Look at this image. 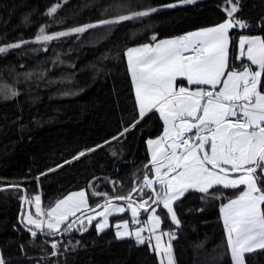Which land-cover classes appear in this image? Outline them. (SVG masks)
<instances>
[{
    "label": "trees",
    "instance_id": "obj_1",
    "mask_svg": "<svg viewBox=\"0 0 264 264\" xmlns=\"http://www.w3.org/2000/svg\"><path fill=\"white\" fill-rule=\"evenodd\" d=\"M179 1L0 0V46L29 41L0 53V79L19 93L0 101V251L6 264H158V255L149 251L147 243L139 245L133 237L117 239L114 227L98 234L95 222L87 231L32 237L18 222L21 192L12 185L26 190L28 197L41 193L43 207L79 189L88 190L92 206L103 201L91 195L93 190L110 195L131 190L150 160L146 142L162 133L163 122L156 112L143 119L138 116L127 49L154 43L153 35L159 41L215 26L226 19L225 0H197L159 9L149 16L45 43L47 50L40 53L35 50L40 45L35 37L41 27L52 34ZM57 4L56 13L48 15ZM234 15L248 24L244 30H231L230 64L240 68L235 40L243 34L264 37V0H239ZM72 88L81 91L74 97H59ZM137 120L134 128L120 136ZM119 141L125 150L113 156L108 146ZM92 148L96 150L73 159ZM241 190L242 186H215L204 199L203 194L189 191L174 204L179 226L158 207L164 228L177 237L172 241L177 264H233L220 208ZM132 196L139 199L136 193ZM142 216L146 218L147 213L142 211ZM127 217L124 213L113 219ZM54 241L56 249L51 247ZM245 257L246 264H264V251Z\"/></svg>",
    "mask_w": 264,
    "mask_h": 264
},
{
    "label": "snow or ice",
    "instance_id": "obj_2",
    "mask_svg": "<svg viewBox=\"0 0 264 264\" xmlns=\"http://www.w3.org/2000/svg\"><path fill=\"white\" fill-rule=\"evenodd\" d=\"M181 3L191 5L197 0H181ZM225 4L226 19L213 27L159 41L153 35L154 43L127 49V66L134 85L138 116L143 119L147 114L158 113L163 131L157 138L147 140L150 160L126 195L93 190L91 195L102 197L103 203L92 206L88 203V190L82 189L69 193L52 206L42 207L40 194L28 197L26 190L12 185L21 192L18 222L32 237L38 233L55 236L74 229L87 231L98 217L95 227L99 234L110 227V216L129 211L133 224L141 225L142 210L150 213L143 222L146 227L129 230V221L123 220L111 225L116 229V238L134 237L137 244L147 243L149 251L158 255V264H175L172 241L177 237L174 232L161 230L163 220L157 208L162 207L170 222L179 226L181 221L173 205L189 191L203 194L204 199L215 186L225 189L243 186L239 195L228 199L220 208L230 258L233 264H246L245 254L264 251V37L240 35L236 38L235 60L246 59L249 63H242L239 69L231 65L229 50L233 37L229 33L233 29L244 30L248 24L234 15L239 10V0H225ZM59 7V4L51 7L48 15L56 13ZM157 11L150 8L52 34H46L41 27L35 42L48 43L78 36L90 29L149 16ZM27 43L29 41L20 40L0 46V53ZM18 95L13 90L3 98ZM137 123L139 120L123 129L120 136ZM95 150L81 151L73 159ZM44 175L47 173L40 174ZM40 176L36 177L37 181ZM92 187L90 182L89 188ZM132 193L139 199H133ZM113 201H126L127 206ZM145 232L148 234L144 235ZM51 247L56 249L58 244L54 241ZM0 264H6L2 254Z\"/></svg>",
    "mask_w": 264,
    "mask_h": 264
},
{
    "label": "rangeland",
    "instance_id": "obj_3",
    "mask_svg": "<svg viewBox=\"0 0 264 264\" xmlns=\"http://www.w3.org/2000/svg\"><path fill=\"white\" fill-rule=\"evenodd\" d=\"M172 4H175V5H180V4H183V3H181V1H179V2H174V3H170V4H165V5H160V6H157V7H154V8H156V9H164V8H167V6L168 5H172ZM238 8H239V5H238ZM38 44H40V45H37L36 46V53H40V52H42V51H44L45 49H46V46H45V43H39L38 42ZM8 44H4V45H1V46H7ZM17 91L16 89H15V87L9 82V81H7V80H2V79H0V101L1 100H4V98H3V95H6V94H10V92L11 91ZM80 91H81V89H77V88H72V89H67L66 91H62V92H60V94H59V97H74V96H76V95H78L79 93H80ZM12 98V97H11ZM122 142L121 143H118L117 142V144H114L113 146H112V148H115L116 150L114 151V153L116 154V153H118V152H120V151H124V149L122 148ZM112 148H111V150H112ZM80 190H82V189H79V190H75V191H72V192H77V191H80ZM86 190V189H85ZM36 194H40L41 195V193H35V194H33V196L34 195H36ZM41 198H42V196H41ZM88 198V197H87ZM62 199V198H61ZM88 203H89V205H91V202H90V200H89V198H88ZM113 203H118V204H121L122 206H127V202L125 201V202H120V201H113ZM42 207H43V205H42ZM155 207V206H154ZM33 211H34V206H33ZM97 211H102V209H99V210H97ZM129 214V217H127V218H123V219H119V220H114L113 219V217L114 216H116V215H121V214H114L113 216H110L109 217V224H110V227H112L111 225H115L116 223H119V222H121V221H123V220H128L129 221V230H133L135 227H137V226H142V227H146V225L143 223L144 221H146V219H147V216L150 214V213H147V216H146V218H144L143 216H142V210H141V212H140V216H139V219L142 221V223H141V225H135V224H133V222H132V219H131V213H130V211L129 212H125V214ZM80 213H77V215H79ZM89 214H91V213H89ZM124 214V213H123ZM157 214L158 215H160L161 216V218H162V215L160 214V212L158 211V208H157ZM84 217H81V219H83ZM100 218L98 217L97 218V220H94L93 222H95V225H96V223L98 222V220H99ZM162 220H163V218H162ZM109 227V228H110ZM115 229V228H114ZM161 230L162 231H169V232H174L173 230H170V229H166V228H164V225L162 224V226H161ZM115 231H116V229H115ZM148 233L147 232H145L144 233V235H147ZM126 238H131V237H126ZM134 238V237H133ZM122 239H125V238H122ZM164 240L166 241L167 240V237H164ZM172 247H173V243H172ZM173 250H174V248H173ZM174 258H175V264H177V261H176V257H175V253H174Z\"/></svg>",
    "mask_w": 264,
    "mask_h": 264
},
{
    "label": "crops",
    "instance_id": "obj_4",
    "mask_svg": "<svg viewBox=\"0 0 264 264\" xmlns=\"http://www.w3.org/2000/svg\"><path fill=\"white\" fill-rule=\"evenodd\" d=\"M213 27V26H212ZM199 30V29H198ZM198 30H194V31H198ZM194 31H190V32H194ZM189 33V32H188ZM229 35L230 36H232L231 35V31H230V33H229ZM243 35H248V36H262L261 34H243ZM263 37V36H262ZM173 38H176V37H172V38H164V39H173ZM164 39H161V40H164ZM141 45H144V44H138V45H134V46H132V47H130V48H133V47H139V46H141ZM231 47H230V50H229V59H230V57H231ZM245 61H247L246 59L245 60H243V61H237L236 60V62H238V63H243V62H245ZM253 67V70H256L255 69V66H252ZM236 69H239V68H236ZM134 86V85H133ZM135 91V90H134ZM195 131V130H194ZM162 134V133H161ZM160 134V135H161ZM160 135H158V136H160ZM158 136H156V137H153V138H150V139H155V138H157ZM122 141H119L118 143H121ZM114 144H117V142H114V143H112V144H110L109 146H108V149H109V151H110V153L113 155V153H114V151L116 150L115 148H112V146L114 145ZM122 148L125 150V144H124V142H122ZM111 148H112V150H111ZM149 149V148H148ZM120 152H123V151H120ZM120 152H118V153H116L115 155H117V154H119ZM115 155H113V156H115ZM149 156L151 157V154H150V150H149ZM262 187H264V186H262ZM242 190H243V186H242ZM241 190V191H242ZM239 195V194H238ZM236 197V196H235ZM235 197H233V198H235ZM232 198V199H233ZM174 206V205H173ZM175 209V208H174ZM222 219H223V216H222ZM225 230H226V228H225ZM0 254H1V251H0ZM246 255V254H245ZM245 261H246V257H245Z\"/></svg>",
    "mask_w": 264,
    "mask_h": 264
},
{
    "label": "water",
    "instance_id": "obj_5",
    "mask_svg": "<svg viewBox=\"0 0 264 264\" xmlns=\"http://www.w3.org/2000/svg\"><path fill=\"white\" fill-rule=\"evenodd\" d=\"M3 188H1L0 190H2ZM26 194H27V191H26ZM101 204L103 203V201L102 202H100ZM97 210H99V209H97ZM78 216H81V214H79ZM81 217H83V216H81ZM63 233H65V232H62L61 234H57V236H61Z\"/></svg>",
    "mask_w": 264,
    "mask_h": 264
}]
</instances>
